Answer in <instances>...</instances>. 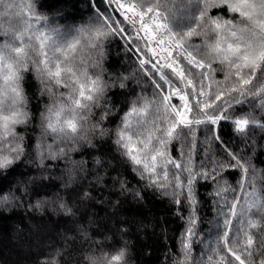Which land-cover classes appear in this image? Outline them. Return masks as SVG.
I'll return each mask as SVG.
<instances>
[{
	"label": "snow or ice",
	"instance_id": "1",
	"mask_svg": "<svg viewBox=\"0 0 264 264\" xmlns=\"http://www.w3.org/2000/svg\"><path fill=\"white\" fill-rule=\"evenodd\" d=\"M101 3L103 8L90 0L92 21L64 33L38 28L21 17L10 38L0 44V182L8 181L0 183V209L22 206L26 198L31 201L38 196L43 187L40 182L50 178L44 173L60 161L65 162L69 176L61 187H70L77 171L87 173V161L73 160V153L95 150L97 139L111 138L143 183V188L134 189L117 173L112 177L114 190L143 200L144 190L150 189L170 197L176 206L184 228L173 264H264V189L261 194L256 190L258 181L264 183V171L255 167L253 155L247 151H264L248 131L255 127L264 130V123H257L252 114L241 115L242 110L236 107L249 97L264 99V0H197L198 14L189 17L179 30L167 23L149 30L145 10L166 7L163 0ZM0 5L13 7L5 0H0ZM29 8L39 23L34 6ZM213 9L238 14L240 19L236 15L230 19L213 16ZM4 35L9 36V32ZM116 37L126 44L144 42L143 48L136 45V51L142 53L137 59L154 92L153 98L135 96L116 127L108 128L106 122L118 113L109 92L117 87L127 89L130 80L111 73L105 78L107 46ZM196 39L200 42L195 43ZM220 72L222 79L217 78ZM25 73L36 75L42 86L40 96L47 95L49 101L34 125L35 158L28 161L41 175L29 176L26 181L9 180L14 166L28 155L25 134L18 128H27L34 119L23 87ZM222 122L232 123L243 137L240 151L224 143L217 128ZM201 128L203 142L198 138ZM174 142L180 143L179 158L170 152ZM202 143L207 145L204 158L194 166L193 156L199 155ZM93 163L99 168L104 162L96 156ZM237 170L243 196L235 193L227 179L230 171ZM97 179L103 187L104 176L98 173ZM204 185L209 186L206 202L213 205L210 211L215 216L210 223L216 230L215 244L207 245L211 253L207 261L193 256L202 222L199 188ZM250 186L253 191L248 192ZM92 198L87 190L80 195L81 201ZM49 204L65 216L76 215L59 193L55 201L44 196L30 202L28 209L42 214ZM118 204L119 200L113 207ZM253 229L262 235L257 236ZM77 231L85 242L91 240L83 225H78ZM117 231L124 234L127 230ZM127 251L125 242L113 252L99 257L86 254L82 260L83 264H127Z\"/></svg>",
	"mask_w": 264,
	"mask_h": 264
},
{
	"label": "trees",
	"instance_id": "2",
	"mask_svg": "<svg viewBox=\"0 0 264 264\" xmlns=\"http://www.w3.org/2000/svg\"><path fill=\"white\" fill-rule=\"evenodd\" d=\"M138 0H126V3H137ZM156 2V0H153ZM5 3L12 5H25L26 14L18 9L19 19L23 17L36 24V27L43 26L46 30L59 29L61 33L70 29L88 24L93 19V13L90 10V0H5ZM96 3L103 8L105 5L101 0ZM166 7L156 8L162 16L164 23L170 27L179 30L188 18L197 13V0H163ZM29 5H33L36 14L40 17L37 23L32 16ZM0 12H6L5 7L0 5ZM7 13V12H6ZM213 16H224L231 18L238 14H233L225 10L221 12L213 9ZM10 19L8 13L0 15V42L9 39L1 32V26H10L7 19ZM12 30L16 24L11 25ZM133 38L135 36L131 33ZM195 43L200 40L196 39ZM136 45L144 47V42L135 40L133 44H126L124 40L116 37L112 39L107 46V58L104 61V69L107 74L126 75L130 77L128 88L120 90L118 87L109 92V98L117 106L118 113L106 122L108 128H115L124 112L128 111L129 102L137 95H144L153 98L154 88L144 71L139 67L137 59L138 53ZM150 55V54H149ZM219 67V65H216ZM149 70L151 66H148ZM218 79L223 78V73H218ZM23 87L29 100V108L33 113V124L27 128L20 127L18 131L25 134V145L28 155L24 161L14 166L9 180L20 179L27 180L29 176H39L41 173L36 167L29 165V160H34V146L37 140V132L33 130L37 123L39 113L44 105L48 103V96H40L41 84L34 73H25ZM143 89V92H141ZM65 91V89H60ZM264 99L249 97L241 105L236 107L241 109V115L252 114L257 123H264ZM99 112V110H96ZM98 118V117H97ZM220 136L225 144L231 146L236 151L243 148V137L234 131V125L230 122H222L217 126ZM255 136L261 146H264V130L258 127L248 130ZM198 138L203 142L204 129L201 128ZM50 142V141H49ZM97 147L95 150L73 153V160L87 161V173L77 171L74 182L68 188H62V184L68 183L69 176L65 171L64 161L52 164L51 171L45 172L48 180L42 181L43 187L40 188L39 195L33 196L31 201L27 198L22 206L10 207L7 211L0 209V264H51L56 261L57 264H83L82 256L86 254H95L97 257L101 253H110L115 249L122 247L125 242L128 245L127 264H173L177 259L176 253L179 251V237L183 231V222L176 214V206L171 202L170 197H165L145 189L143 200H137L132 195L121 196L113 188L112 177L120 174L121 178L127 179L129 187L143 188V183L138 180L136 174L132 171V165L121 156L111 138L95 141ZM206 144H201L199 155L193 156L194 166L204 158ZM180 143L174 142L170 146V152L174 157L180 156ZM254 158L255 167L264 171V151L257 149L256 153H251ZM99 156L103 167L97 168L93 163V157ZM46 164L51 162L46 161ZM104 176V186L97 179V174ZM107 173V175H105ZM86 175V178H84ZM227 179L235 189V193L243 196L238 182L241 179L240 171H230ZM6 185L8 181H2ZM208 185L199 188L201 196V223L198 225L200 235L197 238L198 246L193 250V256L197 259L207 261V245L215 244V229L210 221L215 216L214 211H210L213 205L207 203ZM264 189V183L257 182L256 190L261 194ZM92 194V199L81 201L80 195L85 191ZM248 192L253 191L250 186ZM62 197L76 213L75 216L68 217L54 211V204H49L41 214L38 211H30L28 204L35 202L36 199L46 196L49 200L55 201L56 194ZM97 200L106 201L104 204H98ZM119 204L113 207L115 201ZM255 209L253 213H255ZM255 218V216H254ZM78 225H83L91 240L85 242L81 234L77 231ZM124 228L126 233L121 234L117 229ZM257 236L262 235L257 230H252ZM107 237L108 239H105ZM71 238V239H70ZM203 240L204 243H199ZM96 241L99 243H92ZM110 245V246H109ZM207 253V255L205 254ZM218 260L219 256L214 257ZM238 264V262H236Z\"/></svg>",
	"mask_w": 264,
	"mask_h": 264
},
{
	"label": "rangeland",
	"instance_id": "3",
	"mask_svg": "<svg viewBox=\"0 0 264 264\" xmlns=\"http://www.w3.org/2000/svg\"><path fill=\"white\" fill-rule=\"evenodd\" d=\"M135 4V3H134ZM18 9H21L22 12H24L26 14L27 10H26V6L25 5H13V7L11 9H6L5 8V11L8 13L10 19L8 18L7 19V23H10V26H1V32L2 33H5L6 31L9 32V38H10V35H11V32L14 31V29L12 30L10 27L11 25L13 24H16L17 25V21L19 20V16H18ZM4 41H1L0 44H2Z\"/></svg>",
	"mask_w": 264,
	"mask_h": 264
},
{
	"label": "built area",
	"instance_id": "4",
	"mask_svg": "<svg viewBox=\"0 0 264 264\" xmlns=\"http://www.w3.org/2000/svg\"><path fill=\"white\" fill-rule=\"evenodd\" d=\"M144 18L146 20H148V22H149V30L155 28L156 25H158V19L156 17L151 16L148 12H145ZM138 27H139V21L137 22V28ZM140 34L144 35L143 32H141Z\"/></svg>",
	"mask_w": 264,
	"mask_h": 264
}]
</instances>
